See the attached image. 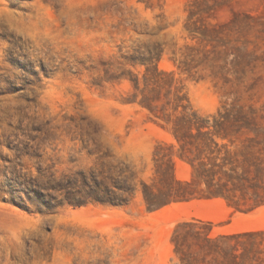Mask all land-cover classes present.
Segmentation results:
<instances>
[{"label": "rangeland", "instance_id": "rangeland-1", "mask_svg": "<svg viewBox=\"0 0 264 264\" xmlns=\"http://www.w3.org/2000/svg\"><path fill=\"white\" fill-rule=\"evenodd\" d=\"M24 2L9 0L14 8ZM113 4L108 22L127 29L113 53L55 69L10 54L14 72L0 73V264H36L33 243L40 258L52 257L51 264H174L170 239L184 221L209 222L216 234L264 230V206L237 211L220 199L159 210H148L140 197L125 207L59 205L62 197L49 188L63 176L123 163L147 179L155 148L172 142L145 109L126 102L131 86L120 77L142 74L144 67L125 58L140 60L163 49L159 70L174 73L189 106L202 116L232 104L264 114V0ZM203 26H221L229 50L245 48L260 57L239 86L224 84L209 70L195 75L179 69L184 47L199 44V34L190 30ZM175 174L187 179L188 168L177 161ZM19 233L22 247L14 249Z\"/></svg>", "mask_w": 264, "mask_h": 264}, {"label": "trees", "instance_id": "trees-1", "mask_svg": "<svg viewBox=\"0 0 264 264\" xmlns=\"http://www.w3.org/2000/svg\"><path fill=\"white\" fill-rule=\"evenodd\" d=\"M221 28L190 30L199 34V44L184 47L179 69L195 75L209 70L224 84L239 86L260 57L245 48L229 50L221 42ZM162 54L156 48L140 60L125 58L144 71L120 77L131 86L126 102L145 109L172 139L155 148L150 175L140 179L128 165L118 163L63 176L49 188L62 197L60 206L125 207L136 197L148 210L201 199H220L245 212L264 206V114L235 104L209 116L198 114L174 73L159 70ZM177 161L188 168L187 179L176 177ZM170 242L174 264H264V230L216 234L211 223L191 219L176 225Z\"/></svg>", "mask_w": 264, "mask_h": 264}, {"label": "clouds", "instance_id": "clouds-1", "mask_svg": "<svg viewBox=\"0 0 264 264\" xmlns=\"http://www.w3.org/2000/svg\"><path fill=\"white\" fill-rule=\"evenodd\" d=\"M113 7V0H25L14 8L9 0H0V73L14 72L8 63L10 54L29 60L37 68L44 64L55 69L78 59L113 53L127 32L119 21L108 22ZM20 234L12 241L14 249L22 247ZM32 251L38 257L36 264H51L52 257L40 258L35 243Z\"/></svg>", "mask_w": 264, "mask_h": 264}]
</instances>
